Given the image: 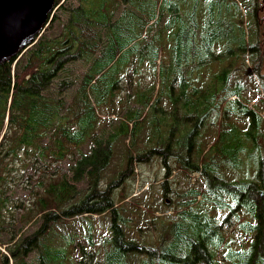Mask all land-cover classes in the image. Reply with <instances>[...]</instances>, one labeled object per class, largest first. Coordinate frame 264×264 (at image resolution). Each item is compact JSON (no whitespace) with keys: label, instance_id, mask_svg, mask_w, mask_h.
<instances>
[{"label":"trees","instance_id":"trees-1","mask_svg":"<svg viewBox=\"0 0 264 264\" xmlns=\"http://www.w3.org/2000/svg\"><path fill=\"white\" fill-rule=\"evenodd\" d=\"M63 1L53 0L54 10ZM174 1L80 0L70 8L58 38L40 34L13 65L14 56L0 63V134L5 125L0 136V233L9 229L3 211L13 217L14 205L4 187L13 171L22 170L23 188L30 187L32 176L37 186L27 191L29 207L23 204L16 215L22 223L34 221L33 213L41 216L31 234L2 245L0 264H25L32 251L39 264H75L72 233L56 236L54 223L59 217L91 221L103 215L102 224L83 228L87 245L77 248L78 264H264V119L245 102L248 80L256 99L263 103L264 98L248 69L231 77L235 59L256 57L252 38L258 1L247 9V28L241 10L228 0H207L199 13V0H190L186 12L187 0ZM118 5L123 6L116 12ZM167 12L169 18L162 19ZM227 13L235 20L226 18ZM53 18L52 13L46 28ZM213 52L219 57L211 58ZM223 56L227 60L220 71L210 73L204 83L196 81L205 64L224 62ZM89 61L77 73L68 70L73 63L84 67ZM121 82L135 86L124 97L117 92ZM259 82L263 84V77ZM130 95L135 105H127ZM101 121L112 129L106 144L94 137L95 130L104 127ZM213 125L214 137L202 144ZM144 134L150 147L133 155L127 144V161L156 155L165 174L173 163L198 171L206 190L197 200L195 190H188L189 198L178 202L173 218L158 217L156 238L151 231L139 241L137 234L125 231L127 207L137 199L115 205L107 193L112 182L96 185L114 153L111 146ZM63 162L67 167L62 172ZM242 166V176H223ZM38 169L41 175H36ZM81 182L90 190L83 198L78 197ZM206 202L209 210L203 208ZM221 208H227V214L220 222L215 212ZM223 222L252 233L249 245L229 248L233 238H224ZM97 231L103 232L102 238L92 242L90 236Z\"/></svg>","mask_w":264,"mask_h":264},{"label":"rangeland","instance_id":"rangeland-1","mask_svg":"<svg viewBox=\"0 0 264 264\" xmlns=\"http://www.w3.org/2000/svg\"><path fill=\"white\" fill-rule=\"evenodd\" d=\"M80 0H64L62 4L57 8V10H54L53 14H55V18H53L51 21V27H45L43 31L41 32L42 36L45 38H58V32L61 27V25L65 22V20L69 16L70 8L75 6L79 3ZM170 2V5H174V0H168ZM202 2L203 6H200L198 4L199 13L203 7H205V2L207 0H199ZM258 1V0H257ZM162 2V1H161ZM263 2V1H262ZM190 3V0H187L185 5V12L188 11V6ZM228 3L231 7L234 9L239 8L242 13V26L247 28L248 23V11L247 9L250 8L253 4V0H228ZM123 5H118L116 12H118ZM176 6V5H175ZM115 4L112 5V9H114ZM183 11V9L181 10ZM252 11L254 12V8H252ZM256 15L258 17V21L256 24V30H255V36L252 38V41L256 43L257 50L256 57L253 58L254 55L251 57L253 58L251 61H249L248 57L244 55L243 59L234 60L233 65L231 67V77L235 78V76L238 74L239 71H241L242 68L248 69L251 72V76L253 80L257 82V86L260 88V91L258 92L260 96H263L264 98V82H259V79L263 77L264 80V7L263 3L258 1V8L256 10ZM171 15L170 12H167L162 16V19L166 20ZM182 16V21L185 20L184 15L180 14ZM198 14H195V18L199 19L197 16ZM93 17V16H92ZM226 18L234 21V17H229V14H226ZM51 19V18H50ZM161 22V21H160ZM221 23H223V20H220ZM160 24V23H159ZM159 24H154V26H158ZM253 27V26H252ZM244 31V28H243ZM219 57L217 52H213L211 58H217ZM224 62H216L211 61L207 64H205L200 71L197 72V82H206L210 73L212 72H218L220 71L225 63V60H227L226 56H223L221 58ZM256 64V65H255ZM254 68H257L256 70L259 72V75H256ZM84 67L80 66L78 63H73L68 67L69 71H74L75 73L83 70ZM74 77V76H73ZM71 81V76L68 78ZM147 80V79H146ZM230 84H231V78H230ZM252 82L250 80L247 81V88L244 92V99L247 103V106H250L253 110L258 112L260 115H262L264 119V101L263 103H260L256 99V95L253 93V90L251 89ZM135 86L130 85L128 87L127 83L121 82L118 84V96L124 97L127 95L130 90H133ZM164 102L161 103V105ZM123 106V104H121ZM127 105H135V103L132 100V96H129V101L127 102ZM126 105V106H127ZM100 116H105V109L104 107L100 108ZM160 119L162 118V113L160 110H157L156 112ZM103 123L104 127H99L94 132V137L101 143L106 144L108 140L106 138L112 137V129L106 125L104 121H101ZM4 131V130H3ZM216 131V126L213 125L205 132V137L203 139V143L210 140L212 137H214ZM259 143H261L262 138L258 137ZM124 142V144H123ZM88 145H91V141H87ZM129 144V150L130 152L135 155L137 153L145 152L149 147L150 143L146 141V135L143 136H135L132 141L131 139L124 138L123 141L121 139H118L116 143H114L111 148H114V153H111L110 158L105 166V168L100 172L98 177V182L96 185V188H101L104 183L107 185L109 182V188L107 189V193L111 195L115 201V205L120 203L123 204L130 198H136L137 204L133 205L132 207H127L126 215L128 216L127 226L125 228V231L129 232L132 235L137 234L138 240L143 241L145 239L144 233H150L151 231L154 232L153 239L156 238V235L158 234V231L161 227L160 219L158 217H168L173 218V214L175 216L176 209L180 208L179 201H182L184 199L189 198L188 190H195L196 195L195 199H200L201 192L203 190H206L205 187V181L199 176V172L196 170H188L178 167H173L174 163L171 165V170L168 174H165V169L159 159L156 155H150L148 157H144L142 160H136L131 159V161H127V152L125 151V147H127ZM264 145V144H262ZM84 148L87 149L86 145H84ZM189 161H191L189 159ZM55 163H52L51 165H54ZM18 165V163L15 164V166ZM67 164L66 162H63V168L66 169ZM49 169V168H48ZM39 173L36 175H41V169H38ZM235 173H231V171H226L223 176L227 180H233L236 177L242 176V173L244 174L245 169L241 167H236V169L233 170ZM251 175L253 172V169L246 170ZM20 172L22 170H17L12 172V178L9 180L6 184H4V187L9 189L6 191V196L9 199L10 204L14 205L13 210V217L9 216V213L4 210L5 214V223L6 227H8V230H4L0 233V241H4V243L0 244V249H3L2 245H10L11 241L21 239L22 235H28L31 234L32 231L36 229L38 226V223L41 219V216H38V214L33 213L30 219H34V221L31 220L29 222L28 220L24 223L21 222L19 219V216L16 214L21 213V206L24 204L26 207H29V204L27 205L28 198L27 197V191L31 189H36L33 185V181L35 180V176H32L30 181V187L29 188H23L22 179L24 177L20 176ZM26 172V171H25ZM24 172V173H25ZM49 173V170H48ZM22 174V173H21ZM248 179H251L252 177H247ZM47 181H50L49 176H47ZM165 182L163 185L162 182ZM10 185V186H9ZM79 198H83L85 195H88L90 193V190H87L86 185L84 182L79 183ZM177 192V193H176ZM98 197V196H97ZM120 201V202H119ZM204 209L209 210L211 208L209 203H205L203 205ZM217 221H220L223 219L224 216L227 214V208H221L215 212ZM13 220H11V219ZM105 219V215H103L98 220H85L83 217H71V218H61L59 217L57 219V222L54 223L55 227L52 229L56 236L60 237L61 235L67 236L68 233H72V254L73 258L75 260V264L77 263V260L80 258V253L77 251V248L79 245H87L86 243V235L81 233L83 228L85 229L88 224L90 223L93 226H96L98 224V221L102 224ZM90 221V222H89ZM252 223V220H251ZM11 224V225H10ZM104 226V225H103ZM220 231L224 235L225 239L233 238L229 241L228 247L232 249H238V248H245L249 245L252 233H243L238 230L237 226L234 224V222L228 226L224 222L220 226ZM102 231H97L95 235H91L90 238L92 242H99L102 238ZM7 241V242H6ZM10 242V244H9ZM225 249V248H224ZM223 249V250H224ZM222 252V249L220 250V253ZM219 253V255H220ZM11 262V259H10ZM226 262H230L228 259ZM25 264H39L37 253L36 251H32L28 253L25 256ZM233 264V263H232Z\"/></svg>","mask_w":264,"mask_h":264},{"label":"water","instance_id":"water-1","mask_svg":"<svg viewBox=\"0 0 264 264\" xmlns=\"http://www.w3.org/2000/svg\"><path fill=\"white\" fill-rule=\"evenodd\" d=\"M52 4L53 0H0V63L34 41Z\"/></svg>","mask_w":264,"mask_h":264},{"label":"crops","instance_id":"crops-1","mask_svg":"<svg viewBox=\"0 0 264 264\" xmlns=\"http://www.w3.org/2000/svg\"><path fill=\"white\" fill-rule=\"evenodd\" d=\"M90 61L89 62H86L85 64H84V69L88 66V65H90Z\"/></svg>","mask_w":264,"mask_h":264},{"label":"flooded vegetation","instance_id":"flooded-vegetation-1","mask_svg":"<svg viewBox=\"0 0 264 264\" xmlns=\"http://www.w3.org/2000/svg\"><path fill=\"white\" fill-rule=\"evenodd\" d=\"M263 7H264V2H263Z\"/></svg>","mask_w":264,"mask_h":264}]
</instances>
